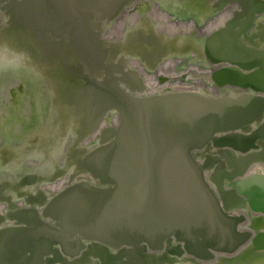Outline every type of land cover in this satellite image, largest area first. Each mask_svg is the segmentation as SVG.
<instances>
[{
  "label": "water",
  "instance_id": "95a60500",
  "mask_svg": "<svg viewBox=\"0 0 264 264\" xmlns=\"http://www.w3.org/2000/svg\"><path fill=\"white\" fill-rule=\"evenodd\" d=\"M58 1L6 6L0 55L48 79L51 140L71 154L66 172L36 177L48 190L40 210L0 227V264H264V173L253 172L264 167V0H205V22L229 16L189 54L216 66L202 77L216 92L159 93L143 92L130 61L161 56L173 36L99 41L63 62L70 49L26 47L40 10H94L97 39L135 0Z\"/></svg>",
  "mask_w": 264,
  "mask_h": 264
},
{
  "label": "flooded vegetation",
  "instance_id": "af4514ba",
  "mask_svg": "<svg viewBox=\"0 0 264 264\" xmlns=\"http://www.w3.org/2000/svg\"><path fill=\"white\" fill-rule=\"evenodd\" d=\"M55 1L57 3V0ZM10 2L11 0L6 4L0 3V35H3L2 32L5 31L6 21L10 20V16L8 15L10 11L6 7ZM58 2L65 6L69 4L73 5L72 0H59ZM168 2L166 1L165 4L167 5ZM45 3L48 6L49 4L51 5V2ZM158 3V0H135L130 7L124 8L112 25L102 28V33L97 39H95V33H97V28L100 29L102 24H100L101 21L98 24H91L94 21V10L78 8H58L54 10V8L47 7V11L43 9L37 12L41 15L37 19L40 23L38 26L39 30L35 34H31V30L26 28L28 36L37 35L38 39L35 38L32 41L27 39L23 44L26 47H30L33 43L35 46L39 45L40 47L49 49V51H51V48L70 49L69 55L65 53L66 57H59V59H62L61 62L69 59L71 61L74 60L79 46H95L99 44V41L121 42L126 45L134 42V38L138 35L149 36L157 33L156 27L158 22L150 13L155 5H159ZM172 4L180 7L181 10H186L190 8L191 2H184L182 6L175 3ZM211 5L212 3H210ZM197 7H200V12H197V14L200 15L201 21L199 24H196L195 31L187 34L192 36V38L188 37L181 40L178 36L182 34H178L171 37L168 41L165 40L164 42L169 43V45L165 44L168 48H165L161 56L149 57V55H154L157 49L155 47L156 49L153 48L149 51L147 59L142 60L141 57H135V60H133L129 57L130 60H133L130 61V67L140 72V79L145 87L144 93L187 91L191 89L189 87L167 86L157 91H151L146 80L147 75L153 76L157 80V84L162 87L167 83H171L170 86H172L175 82L186 84V82L193 81L201 91L211 92L210 89H214L202 77L210 73L216 66L206 63L200 56L196 57L189 54L191 47H196L195 49L200 50L198 48L201 47L202 41H204L199 33L204 30L202 20H206L205 18H207L206 1H199ZM229 10L231 13L234 11L233 8ZM105 13L108 14L109 12L105 11ZM132 16L138 18L136 25H133L135 21L130 22L128 20V17ZM31 19H28L29 28L31 27ZM160 38H164L163 35H160ZM8 44L14 45L15 42L12 41ZM133 44L135 45V42ZM0 45H3V43L0 42ZM165 55L166 57H164ZM20 60L22 58L15 60L14 57L0 55L1 95H4V91L8 92L6 98L4 96L0 97V104L6 103V106H9V108L20 106L17 102L27 96L32 97L31 99L33 100L35 98L34 93L37 90L43 92L48 103L42 122H39L41 121V117H37L36 111L32 113L35 119L28 121L25 120L27 118L25 114L19 115L20 111L7 118L3 115L4 120L0 123V227L12 225L14 217L21 211H26V209L32 207L37 208L38 211L40 210L42 206L41 196L47 193L48 190H45L44 182H40L37 178L40 179L42 175L57 177L59 174L66 172L69 168L66 169V164L64 167L61 160L66 163L68 159L70 160L71 154V151L67 150L65 156L63 153L56 155L57 143L55 141L53 143L51 140V134L57 136V130L53 129L51 125L53 118L52 110L55 106L53 104L54 91L50 88L48 79L30 70V67L20 66V63L27 64L26 62L29 59ZM48 60H58V57ZM133 62L136 63V66H133ZM173 76H178V80L174 78V81L171 82ZM8 85L10 86L8 87ZM190 85L189 83L187 86ZM228 90H232V88ZM30 104L32 107L35 105L32 102ZM17 123H19L21 128L19 131L15 129ZM57 162L58 166L56 165ZM64 176L66 177V175ZM62 179L56 178L54 179L55 182L50 183V185Z\"/></svg>",
  "mask_w": 264,
  "mask_h": 264
},
{
  "label": "bare ground",
  "instance_id": "6f19581e",
  "mask_svg": "<svg viewBox=\"0 0 264 264\" xmlns=\"http://www.w3.org/2000/svg\"><path fill=\"white\" fill-rule=\"evenodd\" d=\"M159 1V5H155L153 10L151 11L150 15L157 20V34H163L164 36H175L178 34H182L178 37L182 38V39H186L188 37L192 38V36L187 35L189 32L191 31H195V27L196 24H199V22L201 21L200 19V15L197 14V12H200V7H190L186 10L184 9H180V7H177L176 5H173L172 1L166 0L168 3L167 5L165 4L166 1L165 0H158ZM171 6H170V5ZM198 5V4H197ZM160 8L162 9L160 11ZM202 13V12H201ZM139 14V13H137ZM227 14L221 15L219 18H217L216 20H210L208 23L205 22V20H202V24H203V28L205 29V31L207 30H211L214 29L218 26H220L229 16ZM137 16V15H136ZM206 19V18H205ZM128 20L131 21H135L133 23V25H136V23L138 22V18L136 17H128ZM132 25V26H133ZM209 26V27H208ZM208 28V29H207ZM203 30V29H202ZM209 30V31H210ZM203 32V31H200ZM186 33V34H184ZM191 42V41H190ZM191 44V43H190ZM171 64V63H170ZM134 66V65H133ZM178 76H173L171 79V82L175 80H178L177 78ZM146 80L148 82L149 85V89L151 91H157L159 89H163L167 86L169 87H186V88H191L188 90H193V91H201L200 88H198L197 85H195V83L192 82H186V84H182L180 82H175L171 85V83H167L165 86H160L157 84V80L153 77V76H146ZM191 84L190 86H187L188 84ZM159 87H158V86ZM10 85H8L9 87ZM211 92L215 91V89H210ZM2 90L0 89V97H7L8 96V92L4 91V95H1ZM35 94V98L32 100L30 96H27L26 98L22 99L21 101L17 102L18 105L20 106H15L14 108H9V106H6V103H1L0 104V123L4 120L3 115L7 118L10 115H14L15 113H18V111H20L19 115L21 114H25L26 115V121L31 120V119H35L34 116H32L33 111H36V115L37 117H41L39 122H42L44 120V115H45V111L47 108V98L44 97L43 92H41L40 90H37V92L34 93ZM30 102L34 103L35 105L30 106ZM6 106V107H5ZM32 108H34L32 110ZM15 109V110H14ZM110 122H108L109 124ZM1 127V126H0ZM15 127V126H14ZM15 129L17 131H19L21 128L19 126V123H17V126L15 127ZM253 172H260V173H264V167L262 165H257L256 167L253 168Z\"/></svg>",
  "mask_w": 264,
  "mask_h": 264
},
{
  "label": "rangeland",
  "instance_id": "374dc122",
  "mask_svg": "<svg viewBox=\"0 0 264 264\" xmlns=\"http://www.w3.org/2000/svg\"><path fill=\"white\" fill-rule=\"evenodd\" d=\"M59 92H62V88L59 87L58 89ZM60 100V99H59ZM67 106V104H65V102L62 100V105L59 106V114H58V117H56V122L54 124V127L56 126V124L58 123V120H59V123L61 121V118L63 117V113H64V108ZM59 127V125H58Z\"/></svg>",
  "mask_w": 264,
  "mask_h": 264
}]
</instances>
